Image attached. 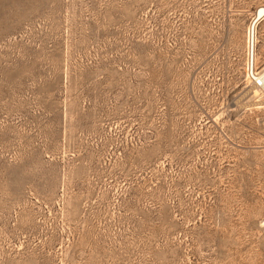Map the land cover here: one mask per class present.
<instances>
[{
	"label": "rangeland",
	"instance_id": "obj_1",
	"mask_svg": "<svg viewBox=\"0 0 264 264\" xmlns=\"http://www.w3.org/2000/svg\"><path fill=\"white\" fill-rule=\"evenodd\" d=\"M259 9L0 0V264H264Z\"/></svg>",
	"mask_w": 264,
	"mask_h": 264
},
{
	"label": "bare ground",
	"instance_id": "obj_2",
	"mask_svg": "<svg viewBox=\"0 0 264 264\" xmlns=\"http://www.w3.org/2000/svg\"><path fill=\"white\" fill-rule=\"evenodd\" d=\"M264 13V9L263 11H261V9H259V17H261V15H263ZM253 25H255V21H253ZM253 50H254V33H253V27H251V39H250V55H251V66H250V75L252 77L255 78V75L253 74ZM257 81H260L264 87V69L262 71L259 72L258 77L256 78ZM257 85V82H256ZM256 97H259L261 93L259 92H255L254 93ZM264 101H260L259 103H261Z\"/></svg>",
	"mask_w": 264,
	"mask_h": 264
},
{
	"label": "built area",
	"instance_id": "obj_3",
	"mask_svg": "<svg viewBox=\"0 0 264 264\" xmlns=\"http://www.w3.org/2000/svg\"><path fill=\"white\" fill-rule=\"evenodd\" d=\"M254 78V77H253ZM254 80L256 81V79L254 78ZM258 85L263 86L262 83L260 81H256Z\"/></svg>",
	"mask_w": 264,
	"mask_h": 264
}]
</instances>
